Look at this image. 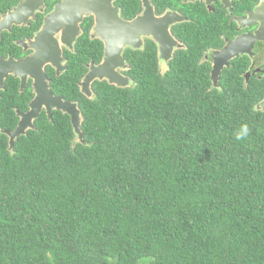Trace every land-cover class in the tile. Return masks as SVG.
<instances>
[{"label": "trees", "instance_id": "1", "mask_svg": "<svg viewBox=\"0 0 264 264\" xmlns=\"http://www.w3.org/2000/svg\"><path fill=\"white\" fill-rule=\"evenodd\" d=\"M171 62L98 82L83 141L55 112L11 148L2 95L0 264H264V91L211 88L193 56Z\"/></svg>", "mask_w": 264, "mask_h": 264}, {"label": "flooded vegetation", "instance_id": "2", "mask_svg": "<svg viewBox=\"0 0 264 264\" xmlns=\"http://www.w3.org/2000/svg\"><path fill=\"white\" fill-rule=\"evenodd\" d=\"M114 34L131 41L115 69L128 84L118 87L129 86L132 73L150 68L152 58L166 72L175 56L191 55L211 88L228 83L263 94L264 0H0V98L10 89L16 126L38 95L75 104L81 122L82 103L98 82H108L95 79L88 95L86 75L105 61V39ZM229 45L232 56L222 54ZM263 103L264 96L257 108L264 110ZM37 111L33 124L55 112L71 121L56 106L49 115L44 102Z\"/></svg>", "mask_w": 264, "mask_h": 264}, {"label": "water", "instance_id": "3", "mask_svg": "<svg viewBox=\"0 0 264 264\" xmlns=\"http://www.w3.org/2000/svg\"><path fill=\"white\" fill-rule=\"evenodd\" d=\"M129 25H121L123 29H128ZM125 35H117L114 34L112 37H108L105 39L106 41V49L107 56L105 61L97 67H93L91 71L86 75L85 78V86L87 88V94L90 95L89 84L95 79H103L106 78L108 82L115 86H126L128 84V79L119 74L115 69L117 66L123 64V57L121 56V50L123 45L131 43L129 39L124 38ZM117 41V42H116ZM116 42V43H115ZM235 47L226 46L222 50V54L227 56H232L234 53ZM167 58V56H166ZM1 78V77H0ZM2 83L0 81V87ZM46 103L50 115L51 107H57L58 109L63 110L71 115V124L72 127L77 134L79 140L83 141L84 134L81 131V122L79 119V111L76 108V105L63 101L61 98H53L49 96L48 99H43L38 95L36 99L30 103L31 109L27 113H21V118L18 121L17 126L14 130H2V132L6 133L9 137V146L12 148L14 145V141L17 137L22 134H25L29 128H34L33 118L38 115V106L41 103ZM264 108V103L262 104Z\"/></svg>", "mask_w": 264, "mask_h": 264}, {"label": "clouds", "instance_id": "4", "mask_svg": "<svg viewBox=\"0 0 264 264\" xmlns=\"http://www.w3.org/2000/svg\"><path fill=\"white\" fill-rule=\"evenodd\" d=\"M251 129L247 124L241 125V128L239 131H237L234 135L235 140L240 141L244 140L250 133Z\"/></svg>", "mask_w": 264, "mask_h": 264}]
</instances>
